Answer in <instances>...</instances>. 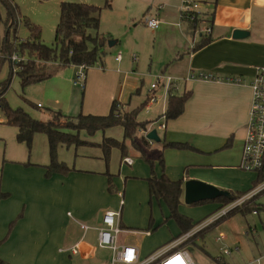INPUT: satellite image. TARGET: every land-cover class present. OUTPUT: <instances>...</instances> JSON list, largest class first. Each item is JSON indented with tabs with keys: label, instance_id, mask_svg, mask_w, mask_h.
I'll return each instance as SVG.
<instances>
[{
	"label": "crops",
	"instance_id": "0c3cea01",
	"mask_svg": "<svg viewBox=\"0 0 264 264\" xmlns=\"http://www.w3.org/2000/svg\"><path fill=\"white\" fill-rule=\"evenodd\" d=\"M183 2L184 0H125L122 9L124 14L114 15L111 23L114 26L120 23L126 27L127 25L130 26V29L123 36L128 38L129 45L125 46L123 42L122 46L125 52L124 54L121 53V59H117L119 53L117 52L119 49L116 46L117 42H107L102 62L98 63L101 66L94 65V73H88L85 78V89L90 86L91 89L97 88L99 90L94 99L97 108H93V105L92 109H84V111L103 113L96 115H106L110 110L109 112L108 109L102 111L100 107H105L104 103L110 102L115 97L111 105L116 100L120 103V108L123 111H131L136 108L142 110L143 106L148 103V98L144 99L142 103L140 102V105H128L132 101L138 81H142L143 77L157 78V81L164 85L167 81L174 82L173 86L176 90L171 92L177 95L188 92L184 110L176 118L167 119L163 115L167 108L169 96V93L166 94V86L160 92L162 104L152 108L155 105L150 106L151 103L149 105L150 115L146 116V119H139L138 115L139 120L150 121L147 130L156 128L160 138L159 141L149 139L147 146H143L141 143L144 156L139 150L134 149V144L132 145L130 139L125 140L127 156L133 158V156L139 155L148 162L150 174L147 179L152 172L158 175L165 172L172 180L182 179V195H184L185 183L188 180L204 181V183L214 184L221 188L224 185L221 180L224 177L222 176L224 167L234 166L240 155L239 162L241 163L244 137L252 103L251 81L255 67L264 65V0H203L206 11L205 17L211 23L212 30L209 35H200L201 38L196 40L190 35L188 23L182 18L181 7ZM142 14L146 22L152 17L158 18L159 26L153 29L147 26L146 22H143L144 25L141 27L139 21L136 20ZM131 20L134 23L130 25ZM139 27L149 33L148 38L147 35H141ZM236 29L245 30L247 34L242 38H235L233 33ZM111 39L113 40L110 36V41ZM203 40H206L204 44H202ZM110 47L115 48V51L111 50L110 55H106L109 52L106 49L110 50ZM41 63L43 64L42 70L47 68L46 70L49 71V66L56 64L57 61ZM141 63L146 66L143 67L142 65L141 67ZM76 65L72 64L73 68L69 71H62L63 75H49L39 72L43 75L40 81L50 77L52 83L66 82L68 93L66 96L61 95V98L62 92L59 93L57 100L60 101V105L64 102L67 103L68 106L64 108L65 111L75 109L76 112L72 116L81 113L77 112L80 109L81 92L83 93L85 90L77 85L80 87L77 96H75L74 91L72 94L69 92L70 89L75 90V87L70 83V78H74ZM204 73H215L219 78H202L201 74ZM55 90L51 88L50 92L53 93ZM146 105L149 108L148 104ZM35 106L44 107L41 102H37ZM52 112L53 110L50 111V114ZM63 114L69 115L65 112ZM162 124L165 125V128L160 127ZM116 126L122 128L119 136L118 131L113 129L114 126L105 130H98L93 135L81 130L79 132L80 138L82 137L81 139L88 140L92 144L80 146L60 144L58 147V149L64 150V146H75L76 156H79L77 151H80L81 157L93 160L98 158L102 161L99 163L100 166H91L80 161L70 166L72 170L69 173H55L46 178L44 165L50 162L49 142L48 137L46 139L39 135L44 133L34 135V151L29 152L28 156H26L27 153H22L21 156H18L19 158H9L12 159V163L4 161V163L6 162L4 170H7L4 175L6 173L9 175L10 182L5 183L2 179L1 184V191L6 193V196L0 199V210L2 209L0 212L1 245L7 244L15 247L18 251H25L30 248V244L36 245L41 237H45L47 243H58L59 249H67L79 239L80 235L68 213L90 227L96 228L103 224V215L106 211L113 210L112 207L115 205L110 200V197L114 196L110 194L115 192L110 190L109 175H112L114 188L113 178L116 174L113 167L108 164L109 160L106 161L99 143L104 136L113 137V135L123 137L121 140L113 137L123 141L124 128L121 125ZM66 130L72 133L76 132L70 129ZM160 130L163 131V134L159 133ZM137 134L139 138L135 143H140L145 131L140 130ZM163 141L186 142L192 148H164ZM41 144L43 147L45 146V150L47 147L48 153L46 155L39 151ZM231 148L239 149L237 159L223 164L215 154L224 152L222 153L223 156L227 157L233 150ZM112 151H114V158L120 157L122 163L124 158L122 153L117 151V147L112 148ZM40 154L41 157H39ZM61 157L69 163L70 158L65 153ZM161 157L164 160V165L160 162ZM127 165L129 167L134 166V160L132 164ZM133 166L128 170V173L136 172L132 177L138 178L139 168H133ZM146 171L148 173L147 169L143 173ZM257 176L258 172H256L255 179L252 180L253 187ZM39 181L42 185H38ZM135 186L134 184L131 185L132 188ZM123 189L122 192L125 194L126 188ZM38 190L39 193L37 194ZM240 192L248 193L247 190L237 193ZM149 196L155 198L151 197L150 191ZM232 196L236 198L234 192ZM157 201L159 204L160 202L165 204L163 200ZM205 202L215 203V210H218L222 205L216 200L191 204ZM167 210L168 214L163 215L162 223L166 224L169 220H173L179 228V234L172 236L169 241H166L167 238L158 240L146 248L137 246L141 258L148 256L157 248L166 245L182 234V229L177 222L173 218H169L168 207ZM121 219L122 216H120V223H122ZM191 219L194 223L198 222L193 218ZM149 227H152L150 232L157 228L154 226L152 218ZM147 230L149 231V229ZM206 231L200 232L201 234L198 236H204ZM215 241L220 244L218 246L221 251L224 249L231 251L226 254V257L224 251L223 255L220 252L219 254L213 252L218 264H264V244L262 242H256L254 245L252 241L247 239V243L244 245L243 240L224 234H218ZM85 242L83 248L87 250L93 247V250L88 256L80 255L82 258L92 256L95 249L92 242L87 240ZM61 252L66 253L68 251ZM218 257L221 259L218 260Z\"/></svg>",
	"mask_w": 264,
	"mask_h": 264
},
{
	"label": "rangeland",
	"instance_id": "374dc122",
	"mask_svg": "<svg viewBox=\"0 0 264 264\" xmlns=\"http://www.w3.org/2000/svg\"><path fill=\"white\" fill-rule=\"evenodd\" d=\"M13 1L17 5L19 12H18V18L15 19V24L10 27L9 32L6 31L7 29H5V24H4V19L7 16L6 6L0 1V54L2 51V45L3 43L5 44V40L7 41V44L13 45L14 43H19L20 41H24V40L26 41L29 39L31 31L26 22L27 20L41 28V36H42L41 39L44 44L55 47L54 45L55 32H56L57 24L60 20L62 2L90 3L96 6H100L102 8V11H101L100 25L99 28L97 29V32L109 34L113 38V40L111 39L109 43L117 42L116 46L119 47L117 52H121L124 54L125 49L122 46L123 42L125 46L129 45L128 38L123 36L130 29V26L127 25L126 27L122 23H120L117 26H114L111 23V21L113 20L112 18L115 17L114 15L118 16L120 14H124V11L122 9L123 6L125 5V0H13ZM197 11H200L201 13H205L206 11L204 9V5L201 4ZM136 21H139L141 27H143L144 25L143 22H146L143 14L140 17H138V20ZM133 23L134 21L131 20L130 25ZM141 27H139L141 31V35L142 36L147 35L148 38L149 33H147V31L145 30H141ZM94 32L95 31H92V33ZM192 34L193 33H191L190 35ZM200 35L202 36V34H200L199 31H196L195 34L192 36L196 40L201 38ZM114 49L115 48L110 47L109 50L107 48L106 50L109 52L106 55H110V52H112L111 50ZM12 54H16L20 58L22 57L24 61H27L29 59L28 51L25 50L23 52L21 47H19L17 50H13ZM20 62L16 63V65L13 64V68H12L11 62L7 60L0 71V82L9 76L11 71L13 72L12 75L10 74L11 78H10L9 86L5 92V98L12 107L14 108L23 107L27 109L34 118L43 119V120L49 119V114L51 110L53 111L61 110L63 113L65 112L66 114L69 115L75 114L76 111L74 108L71 111H65L64 108L68 106L67 103L64 102L62 103V105H60L59 103L60 101L57 100L59 98V93L62 92L60 94V98L61 95H65V96L67 95L68 85L66 84V82L60 81L57 84L55 82L52 83L51 82L52 80H50L49 77L41 81L37 80L34 82H30L26 85H23L16 72L18 64ZM142 65L143 64L141 63V67ZM42 66H43L42 63L38 64L37 68L39 72L47 73L49 75L50 74L63 75L62 71L65 70L69 71L70 69L73 68L72 64H63L60 61H57L56 64L49 66V71L46 70L47 68L42 70ZM96 66L98 67L100 66V64L99 65L96 64ZM145 66L146 65H143V67ZM90 67L88 69H84L86 76L88 73L89 74L94 73L93 72L94 65H92L91 68ZM152 79L153 78L143 77L142 81L141 80L138 81L137 89L134 91L132 101L128 106L130 105L135 106L137 104L140 105L144 101V99L148 98L150 93L155 91V94L157 95L158 98L150 106L155 105L152 106V108L158 107L162 104L163 101L160 98L161 97L160 92L162 89H164V86H166V94H168L169 91L171 92L173 90H176L175 86H173L174 82L171 83V81H167L166 85L160 82L156 85L155 88H152L151 85L152 83L157 81V78H154L153 80ZM70 80L71 82L70 81L69 82L72 84V86L75 87L74 88L75 90L70 89L69 92L70 94H72L74 91V93H76L75 96H77L80 87L73 83V77H71ZM85 87H86V82L84 81L83 90L85 89ZM51 88L56 89L55 92L51 93L50 92ZM98 92L99 90L97 88L91 89L90 86H87V88L83 91V93L81 92L80 109L78 110L77 113L83 112V113L103 114L97 112L84 111V109H88V108L92 109L93 105H94L93 108H97L95 107L97 106V104L94 101V99L96 98V94ZM113 99H115V97L112 98L110 102L106 101L104 103L105 107L101 106L100 110L103 111L108 109L109 112L110 105ZM28 100L30 102H33L34 104H36L37 102H41L44 107H40V108L36 106L30 107L27 104ZM146 104L145 106H143V109L139 114V119H143V118L146 119L145 117L150 115L149 114L151 110L150 106L149 108H147ZM0 117H1L0 119V192H1L2 179L5 183L10 182L9 175L7 173L4 175V173L7 171L4 170V166L6 162L8 161L12 163L13 162L12 159L9 158H19L18 156H21L22 153L24 154L27 153L26 156H28L29 152L34 151V144H32V148L29 149L25 144L18 142L16 137V128L4 122L5 115L4 112L1 110V108H0ZM50 118H53L52 114H50ZM113 129L115 131H118V136L122 132V128H120V126H114ZM137 133L133 136L134 141H136L139 138V135ZM159 133L163 134V131L160 130ZM39 135L47 139V136H45L46 134H39ZM113 137L119 140L123 138V137H116L114 135ZM136 145H141V142L136 143ZM43 148L44 151H42ZM63 149L64 150L58 149V157L59 159L64 160V162L69 166H73L76 162H80V161L91 166H100L99 163L102 162L98 158H94L93 160V159L81 157L80 151H77V154H79V156H76L75 146H69V147L64 146ZM134 149L136 151L138 150L136 146H134ZM231 150L232 152H230V154L227 157L223 156L222 153L224 152H219L218 154L215 155L216 157L219 158L220 162H223V164H227L236 160L237 154L239 152V149L231 148ZM39 151L41 154L44 153L45 155L48 153L47 147L45 150V146L43 147L42 144L39 145ZM60 151H64L61 152L62 155H60L61 154ZM117 151L121 153L118 148ZM64 153L67 157L70 158L69 163L64 158L61 157L63 156ZM113 153L114 151L111 152V156L109 158L108 164H110L113 167L114 173L116 174L113 178L115 184L114 192L116 194L115 193L110 194V195H114L110 197V200L115 204L112 207V209L120 210L122 214L121 221L124 228L122 229L121 233H119V242L134 244L139 248L141 247L146 248L151 246L158 240L167 238L166 241H169V239H171L172 236H176L177 234H179L180 232L179 228L173 220H169L166 224L162 223L163 215L166 216L168 214L166 205L163 202H160L159 204L155 198H150L149 196L147 176L150 174L149 173L150 166L148 162H146L145 159L139 155L133 156L135 165L132 166L133 168L135 167L139 168L137 173L139 177L133 178L132 176L133 174H136V172L132 174L128 173V170L132 166L129 167L127 164H124L123 161L121 163L120 157L114 158ZM41 154L39 157H41ZM240 156H239V160L236 161L237 163L234 166H226L222 170V176L224 177L221 180L224 182V185H222L221 188L214 184H210V183L208 184L222 189L226 196L232 195L233 192L234 194H237V192L239 191H246V190L248 191L247 194H249V192H251V194H254L253 191L258 190L261 185L259 184L253 187L252 180L255 179L256 172L246 171L241 167H239ZM4 161L6 162L4 163ZM146 169L148 170V173L147 171L143 173V171ZM45 177L47 178V176ZM133 184L136 185L134 188L131 187V185ZM38 185H42L40 181ZM123 188H126L125 194L121 196L119 192H122L124 190ZM261 191H264V189H262ZM38 193L39 190L37 191V194ZM247 194H244L241 197ZM248 199L245 198V201L242 203V205L238 207H242ZM258 202L262 205V207L259 208L257 211L255 212L249 211L246 213H241V212L235 213L232 216H229L226 219H224L220 224L209 228L205 232V235L201 237L198 236V234L200 235L201 234L200 231L203 232L208 225L203 229H201L203 226L198 227L200 223L210 222L213 219H215L220 209L215 210L214 208L216 207V204L213 202H205V203H198L192 205L191 203L186 202V195L184 192V195L181 196V204L179 206V211L195 219L196 222L197 221L199 222V220L201 219L202 221L197 224L198 226L197 225L195 226L196 227L195 229H197L196 232L192 236H190L189 239L184 240L181 243V245L188 246L190 256L199 264H218L215 257L216 256L215 253L218 252L219 254L220 252V254L223 255V251H221L219 249L220 247L218 246L220 244H218L215 241L216 238L218 237V234H224V235L233 236L235 238H239L243 240L244 245H246L247 239L249 241H252L254 245L256 244V242H262L264 244V192L261 193V195H259ZM1 211L2 209L0 210V212ZM151 218L154 220V226H157V228L153 232L147 230L148 226L150 225ZM197 236L198 238H196ZM87 241L92 242V245H94L95 249L93 255L86 258H82L80 255H72L70 252L69 253L61 252L60 249L58 248V243L49 244L47 243L48 241L45 237H41L36 245L30 244V248L26 249L25 251H21V250L18 251L15 247L7 244L0 245V257L12 264H107L109 263V259L111 258V251L97 246L96 232L94 230L89 231V235H87ZM224 256L226 257V254Z\"/></svg>",
	"mask_w": 264,
	"mask_h": 264
},
{
	"label": "trees",
	"instance_id": "16d2710c",
	"mask_svg": "<svg viewBox=\"0 0 264 264\" xmlns=\"http://www.w3.org/2000/svg\"><path fill=\"white\" fill-rule=\"evenodd\" d=\"M0 1L6 6L7 16L4 19V24L5 29H7L6 31L9 32L10 27L15 24V19L18 18L19 10L13 0ZM101 11L102 8L100 6L90 3L62 2L60 20L55 32V47L44 44L41 39V28L27 20L26 22L31 31L29 39L14 43L13 45L7 44V41L5 40L6 45L3 43L0 54V71L7 60L11 62L10 55H12V51L17 50L19 47H21L23 52L27 50L29 53V59L27 61H21L18 64L16 71L23 85L42 78L43 75L39 73L37 68L38 64H41V62L60 61L63 64H83L87 67L101 63L105 46L107 42L110 41L109 34H101L97 32L100 25ZM182 16L183 20L188 23L189 32L194 35L196 23L198 21L193 20L189 15ZM92 31L95 32L92 33ZM205 42L206 40H203L202 44ZM197 45L200 46L199 44ZM11 65L13 68L12 62ZM10 74L12 75L13 72L11 71ZM10 74L6 79L0 82V106L5 115L4 122L17 128L18 142L24 143L29 149L32 148L33 138L36 133L46 134L48 137L50 154V162L44 165L47 177H50L55 173L67 174L72 170V167L68 166L58 157V147L60 144H74L76 146L92 144V142L79 137L78 133L81 130H86L90 135H93L98 130H105L106 128L116 125H121L124 128L123 141H119L113 137L104 136L99 143V146L104 152V157L106 161H108L110 158V152L114 147L121 150L123 157L127 156L125 140L130 139L132 144H134L135 141L133 136L140 130H147L150 125V121H142L138 119L141 108H136L131 111H123L120 108V103L116 100L113 101L110 112L106 115L85 114L81 112L72 116L65 115L61 111H53V118L48 120L34 118L27 109L23 107L14 108L6 100L5 92L9 86L11 78ZM188 95V92L183 95L169 92L167 108L163 115L167 119L178 117L184 110ZM27 104L30 107H35V104L30 101H27ZM66 129L74 130L78 133H72ZM141 143L143 146H147L149 144V139L142 135ZM142 145L134 144V146L140 151L141 155L144 156ZM163 147L177 149L192 148L186 142L172 141H163ZM160 162L164 165L162 157L160 158ZM257 172L258 176L254 181V185H259L264 182V159L263 166ZM109 180L110 190L113 191L112 175H109ZM147 180L151 197H155L157 200H163L165 202L169 209V218H173L177 222L182 229V234L193 229L201 222L194 223L190 217L179 211V204L183 192L182 179L172 180L165 172L160 175L152 172ZM263 192L264 191H259L254 194L242 207L237 206L231 209L227 214L210 223L204 230L206 231L207 229L220 224L224 219L235 213L257 211L262 207L258 202V198ZM244 194H246V192L237 193L235 199ZM5 196L6 193L1 191L0 199ZM210 200H216L221 203L222 205L219 209L233 201L231 198L221 195L216 198L201 200V202ZM120 226L122 229L124 228L122 223H120ZM148 229L150 230L152 227H149ZM0 264L11 263L0 257Z\"/></svg>",
	"mask_w": 264,
	"mask_h": 264
},
{
	"label": "built area",
	"instance_id": "2783aa9c",
	"mask_svg": "<svg viewBox=\"0 0 264 264\" xmlns=\"http://www.w3.org/2000/svg\"><path fill=\"white\" fill-rule=\"evenodd\" d=\"M203 4V0H184L181 7L182 15H189L193 20H197L196 31L200 34L209 35L211 33L212 27L209 20L205 17V13L197 11L200 5ZM159 20L156 17H152L147 20V26L150 28H157L159 26ZM121 52L118 53L117 59H121ZM10 60L12 64L24 61L21 57L16 54L10 55ZM101 66V65H100ZM88 67L83 64L76 65V72L73 78V83L84 87V81L86 78L84 69ZM202 78L205 79H218L219 77L215 73H204L201 74ZM233 80L231 78H228ZM159 81L152 83V88H155ZM252 88V103L249 112V120L247 123L246 133L244 137L242 159L240 167L246 171H258L263 166L264 159V65L255 67L254 76L251 81ZM157 95L155 92L150 93L148 96V106L157 100ZM41 106V104H39ZM1 108V106H0ZM1 119V117H0ZM161 128H165V125H160ZM123 162L127 164L133 163V158L130 156H125ZM258 190H254V194L258 193L264 189V182L260 184ZM254 194L251 192L243 197H239L229 204L222 207L215 219L210 222H201L198 227H206L213 221L217 220L221 216L227 214L231 209L241 206L245 201ZM123 196V192H120ZM72 217V222L76 227L77 231L80 233L79 239L67 249H60L61 251H68L73 255L88 256L92 253L93 247L85 250L83 248L85 241L87 240V235L90 230L94 229L96 231V242L97 246L100 248L108 249L111 251V258L107 264H198L189 254L188 246H183L181 243L189 239L197 229L194 227L193 231L185 232L183 235L172 239L169 243L152 252L148 256L141 258L139 249L133 244H121L119 242V233H121L122 228L120 226V216L121 212L118 210H108L103 215V224L99 227H90L87 224L80 222L79 220L73 218L71 213H68ZM205 225V226H204ZM200 229V230H201ZM72 230V229H71ZM199 230V231H200ZM225 254L230 253L229 249L223 250ZM221 258L218 257V260Z\"/></svg>",
	"mask_w": 264,
	"mask_h": 264
},
{
	"label": "water",
	"instance_id": "95a60500",
	"mask_svg": "<svg viewBox=\"0 0 264 264\" xmlns=\"http://www.w3.org/2000/svg\"><path fill=\"white\" fill-rule=\"evenodd\" d=\"M247 34V31L236 29L233 33V37L235 38H242ZM145 137L150 140L159 141V135L156 128L151 130H144ZM185 195H186V202L194 203L205 199H212L216 198L221 195H225L224 191L218 187L212 186L210 184L197 181V180H188L185 183ZM235 200V197L230 195L226 196Z\"/></svg>",
	"mask_w": 264,
	"mask_h": 264
},
{
	"label": "bare ground",
	"instance_id": "6f19581e",
	"mask_svg": "<svg viewBox=\"0 0 264 264\" xmlns=\"http://www.w3.org/2000/svg\"><path fill=\"white\" fill-rule=\"evenodd\" d=\"M172 263H174V261H173V262H171L170 264H172Z\"/></svg>",
	"mask_w": 264,
	"mask_h": 264
}]
</instances>
